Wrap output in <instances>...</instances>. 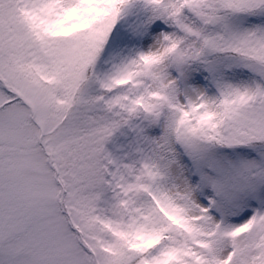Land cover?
<instances>
[{"label": "snow or ice", "instance_id": "obj_1", "mask_svg": "<svg viewBox=\"0 0 264 264\" xmlns=\"http://www.w3.org/2000/svg\"><path fill=\"white\" fill-rule=\"evenodd\" d=\"M0 264H264V0H0Z\"/></svg>", "mask_w": 264, "mask_h": 264}]
</instances>
